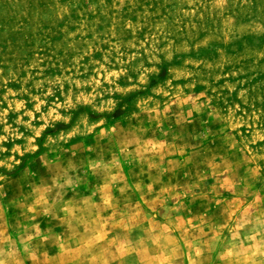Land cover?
<instances>
[{
    "label": "rangeland",
    "instance_id": "rangeland-1",
    "mask_svg": "<svg viewBox=\"0 0 264 264\" xmlns=\"http://www.w3.org/2000/svg\"><path fill=\"white\" fill-rule=\"evenodd\" d=\"M0 264H264V0H0Z\"/></svg>",
    "mask_w": 264,
    "mask_h": 264
}]
</instances>
